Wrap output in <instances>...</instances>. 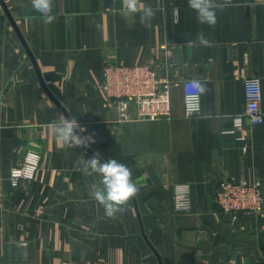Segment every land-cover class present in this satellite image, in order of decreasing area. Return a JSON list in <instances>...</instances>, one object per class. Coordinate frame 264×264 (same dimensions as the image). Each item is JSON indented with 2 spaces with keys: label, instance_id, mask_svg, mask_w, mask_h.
Masks as SVG:
<instances>
[{
  "label": "crops",
  "instance_id": "1",
  "mask_svg": "<svg viewBox=\"0 0 264 264\" xmlns=\"http://www.w3.org/2000/svg\"><path fill=\"white\" fill-rule=\"evenodd\" d=\"M3 1L20 34L0 3V264H264V222L225 213L215 199L227 178L258 179L264 192V122L235 127L247 77L261 79L264 113V0H228L211 27L188 0H142L156 11L148 27L122 0H52L51 22L31 0ZM107 64H149L178 82L171 116L121 121L105 108ZM188 78L208 88L194 117L184 111ZM50 95L77 116L95 153L132 170L138 210L131 198L106 216L92 196L99 178L84 171L92 155L62 146L49 127L65 115ZM28 150L41 166L15 187L11 170ZM177 183L190 184V212L175 209Z\"/></svg>",
  "mask_w": 264,
  "mask_h": 264
},
{
  "label": "built area",
  "instance_id": "2",
  "mask_svg": "<svg viewBox=\"0 0 264 264\" xmlns=\"http://www.w3.org/2000/svg\"><path fill=\"white\" fill-rule=\"evenodd\" d=\"M142 0H140L141 2ZM197 78H188L181 82L183 88L184 111L187 117L197 116L202 110V95L199 101L187 100L192 94L185 85ZM201 81V80H199ZM179 84L175 80L163 78L155 66L138 64H107L104 80L100 87L106 100L105 108L117 111L121 121L149 120L156 121L172 114V88ZM245 112L235 117V127L242 129L245 120L250 126L264 122L261 111V79L250 76L245 79ZM198 103L199 111H195ZM245 140L246 136H241ZM42 156L39 152L28 150L24 161L11 170L10 180L17 187L23 180L35 179L41 166ZM219 208L229 214H243L246 217H258L264 222V192L260 180L235 181L227 178L221 181L215 193ZM2 178H0V208L3 207ZM175 209L177 212H190L193 208L191 187L188 183L174 186Z\"/></svg>",
  "mask_w": 264,
  "mask_h": 264
},
{
  "label": "clouds",
  "instance_id": "3",
  "mask_svg": "<svg viewBox=\"0 0 264 264\" xmlns=\"http://www.w3.org/2000/svg\"><path fill=\"white\" fill-rule=\"evenodd\" d=\"M31 6L44 18L45 22H51L54 19L52 0H31ZM227 6L228 0L223 3L218 0H188V7L196 12L198 22L210 27L217 22V10L222 11ZM122 8L125 15L140 13V23L145 27L150 26V20L156 15V11L150 5H143L140 0H122ZM197 41L202 46H211V42L203 32L197 34ZM185 87L192 89V94L186 99L197 102L199 97L208 91L205 83L195 79L188 82ZM195 111H199L198 103ZM49 127L62 146L82 147L86 145V138L78 135L81 127L77 116L71 113L61 115L58 120L52 121ZM82 159L85 174L89 176L96 174L99 178L92 192L94 200L103 206L107 217L115 218L118 213L126 210L125 206L129 200L139 193V188L132 178V170L116 159L101 162L98 152L88 159L83 157Z\"/></svg>",
  "mask_w": 264,
  "mask_h": 264
},
{
  "label": "water",
  "instance_id": "4",
  "mask_svg": "<svg viewBox=\"0 0 264 264\" xmlns=\"http://www.w3.org/2000/svg\"><path fill=\"white\" fill-rule=\"evenodd\" d=\"M0 3H1L3 9L5 10V12H6V14H7V16H8V18H9L10 22L12 23V25L14 26V28L16 29V31L20 34V32H19L17 26L15 25V21H14V19H13V16L10 14L9 9L7 8L5 2H4L3 0H0ZM20 36H21V35H20ZM23 42H24V41H23ZM24 45H25V47H26L28 53L30 54V56H31L32 59L34 60V58H33L32 54H31V52H30L28 46H27L25 43H24ZM34 62H35V61H34ZM35 66H36V70H37V72H38V74H39V76H40V71H39V69H38V67H37L36 64H35ZM40 78H41V76H40ZM41 81H42V79H41ZM44 86H45V85H44ZM45 89L48 90L46 86H45ZM50 96H51V95H50ZM51 98H52V99L56 102V104L62 109V111L64 112V114L67 115L68 112L66 111V109H65L61 104H59V102H58L57 100H55V99L53 98V96H51ZM78 135L81 136V134L79 133V131H78ZM84 148H86V150H87L91 155H94V154H95V152H94V151H93V150L87 145V143H86V145L84 146ZM100 158H101V157H100ZM101 162H104V160H103L102 158H101ZM133 200H134V202H135V206H136V208H137V210H138V206H137V203H136V202H137V201H136V197H134ZM148 241H149V240H148ZM149 244H150V246L152 247L150 241H149ZM152 249H153L154 252L157 254V252L155 251V249H154L153 247H152Z\"/></svg>",
  "mask_w": 264,
  "mask_h": 264
}]
</instances>
